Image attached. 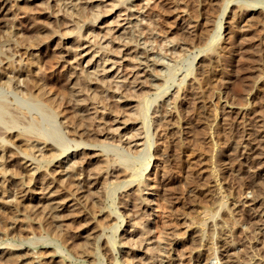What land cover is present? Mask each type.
Wrapping results in <instances>:
<instances>
[{"label":"bare ground","instance_id":"obj_1","mask_svg":"<svg viewBox=\"0 0 264 264\" xmlns=\"http://www.w3.org/2000/svg\"><path fill=\"white\" fill-rule=\"evenodd\" d=\"M23 1L24 3H19V0H0V222L6 224L7 210L6 211L4 210L8 208L15 213V216L16 213L22 215L23 217L21 218L19 216V218L24 220L26 219L27 220L26 223H28L31 228L28 227L29 226L28 225L26 227L27 231L24 233V235H21L22 233L21 228L23 227H20L18 225L14 226L19 218L12 216L13 213L9 211L12 213L11 221L12 224L14 223L13 225L14 228L12 227V229H9L10 226H8L7 229L5 230L6 232L5 233L3 232L4 236L2 237L0 236V242L6 244V246L0 250L1 251L0 264H19L20 263L19 257L21 253H18L17 252L18 248L15 247L26 243L33 245L34 247H37L39 245L52 244L51 246L52 250L50 249L51 250L50 252L53 251L52 253L56 255L60 254L61 261L66 262L68 258L75 257V262H73L72 260L70 264H104L105 263L104 257L105 259H109L108 257H110L107 255L108 250L112 248L111 251L116 253L115 244L117 243V230L120 227L118 223L121 221V219L124 221L125 214L117 208V204L115 201H113L110 204H107L105 201H103V199L106 200L107 198L112 197V195L115 192H117L119 188H126L124 190L125 193H123L122 195L124 196V198H129L130 196L133 198L132 200L135 201L134 205H136V210L134 212L140 211L145 206L144 203L145 199L149 200L148 198H144L145 196L143 195V191L145 190L147 185L142 187L140 185V180L143 177L144 170H146L149 167L153 156L152 153L153 136L150 130L151 123L153 120L150 116V107L153 104V102L157 100L158 97L164 96L169 91L170 87L172 86L171 85L172 83L170 81L172 77L171 78L169 77L170 79L166 78L165 80L164 79L165 77L162 78L160 77V75H155V77L151 79H161L160 82L153 83L150 80L149 85H145L146 84L145 83L142 86L149 88L145 90L144 88H141V92H139L138 94H136L135 93L136 90L133 89L135 87V84L131 85L133 88L131 90L128 89L129 92H125V91L117 92V89L119 90L121 89L120 88L121 86H119L118 83H115L116 84L115 87L116 89H115L113 88V86L108 85L106 79L100 78L99 80H97L98 75H96V73L98 72L97 69L98 67L96 68L97 70L96 72L95 71L91 72L92 70L89 71V68L91 66L90 67L87 66L86 68L84 66H83L84 68L81 66L83 73L81 72V74H79V77H77V74L74 75L75 71H73V74L72 72L71 74L69 73V75H67L66 77L67 78L66 84L68 82V86H66L64 90L60 89V91H58L59 87L58 89H56L55 88L56 86L52 85L53 80L51 79L50 76L51 73L50 71L52 70V69L50 70L51 67L50 59L51 57L52 58L59 57V61L61 59V61L63 62L64 61L68 62L67 59L64 60V57L66 55H70V50L69 52L68 50H66L67 48L65 46L66 43L65 36L70 34H75L74 37L79 38L78 40L74 38L75 40H77V43L79 42L77 44V46L79 47H81V45L87 41L91 42L92 45H94V47L89 45L87 46V48L83 49L85 50V52H83V50H80L77 54H75V57L79 65L80 64L82 65V62L86 60V58H88L86 60L87 65L90 64L94 65L95 63L94 60L96 59V56L99 51L96 50L95 46H98L99 49H102V54L106 52L107 55L108 53L113 52L114 49L108 47L109 43H111L110 41L108 42V45L102 42L103 40L102 37L104 38V36H107L108 35L107 33H106L107 35L104 36L102 35L100 36V32H98V34L97 33L92 34V37L94 36V40L92 37H90L92 38L91 40L90 38H88L90 33L88 34L85 32L86 25H88L89 23H90L89 25H91V22H96L100 17L101 13L99 12L98 14V12H94L95 10H93L91 11V14L89 13L90 15H88L87 12L86 13L87 16H86L84 13L85 12L84 10L86 9L84 8L86 7V3L89 2L88 0L87 1L85 0L84 2L82 0H52L54 2L53 4L52 3L50 4L49 2L51 6L57 7L56 8L57 15L55 16V18L57 20L58 26L61 24H66L67 26L72 27L70 29L67 28L68 30L65 29V32L62 33L64 36L59 37L61 41H58L56 46L54 45L55 48H53L52 51L50 47L48 48L47 43L51 35H53L54 32L58 33L60 30L58 29V27H55L53 22H48V21L43 22L42 20H40V18L38 19L37 16H35L36 13H34V11H36L37 9H34L33 6L30 5L28 0H23ZM202 1L204 2L203 4L205 10L201 9L202 12L198 11L197 13L199 15L203 14L202 16L206 20L205 21L206 25H203L202 27L195 29L196 31L194 36L195 38L193 41V47L199 48V53H204V54L198 59L196 63L194 61L196 60L197 55L199 53L190 56V58L188 59V63L186 65V74L183 75L182 80H180L181 82L179 81L178 84L180 86L179 92L182 88L184 89L186 88L188 92L187 95L191 97L198 94L199 87H202L204 84L205 85L208 83L211 84L212 83L211 79L216 80L218 78L219 79L235 78L236 80L240 79L239 84H237L238 88L236 90L237 91L236 93L238 94V100L240 102H244L245 101L244 100L245 98L243 97L244 93L247 92L249 93L253 85L252 80L246 81L245 79H256L258 76L264 79V64L262 67L259 66L260 69H258L256 73L251 71V69L253 68L252 65L253 62L255 63L260 61L264 63V33L262 32L263 29L257 31L258 29L257 26H256L257 28L254 26L256 30L253 28V31H242L243 29H241L240 24L243 20L242 17L245 14V12L250 11V13H253L254 15L250 17L251 20L247 21L248 26L251 27L252 25H258V24H263L264 26V0H202ZM80 3H83L85 5H81ZM231 4H232L231 13L229 12L230 13L229 22L231 26L229 27L231 28V31H229L231 33V35L229 34V40H230L229 43L232 46H234V48L232 47L233 49L232 48L229 49L226 45L225 46L222 45L221 48L223 49L221 50L219 49V45L221 44L220 39L222 35L221 30L223 28V19L226 14V11L228 10ZM14 5H16V8L18 7V10L19 9L22 10L25 13V15L28 16V18L30 17L32 18L31 19L33 21L32 25L28 27L26 26L28 30L26 32L22 30L23 28L22 26L21 28L16 24V17L18 16L17 13L19 12L14 13L15 14L14 18H12L13 16L12 17L10 16V14H12L11 9L12 7H14ZM116 5L117 4H115V6ZM196 9H194L193 11L195 12ZM60 11H63L61 16H59ZM54 12L55 11H52V13L50 14L52 15V17L54 16L53 14ZM83 15H85L84 16L86 17L85 19L82 17ZM130 30L129 32H131ZM133 30L134 29H132V32H134ZM132 35L134 34L132 33L131 36ZM125 36L128 37V35ZM120 38H122V36ZM135 38L132 39L134 40ZM255 38L261 40L257 47L252 45L253 40ZM124 40L125 39H123V41ZM132 42L129 44H132ZM139 42H141V40ZM138 43L137 42L133 43L135 44L134 46L135 49L132 51L133 54L132 57L131 55L129 58L126 57V54L127 55L129 54L128 51L130 52L131 50V48L129 50V47L126 48L127 49L126 52L125 49L122 51L123 48L116 47L117 49L115 48L114 50L115 52L117 51V53H115V56L117 55L119 57V55H121V52H125L126 54L123 53L122 55V56L125 55L124 59L127 58L129 61L134 59L133 63L136 60L138 64H144V66H150L152 64L151 62L152 60L155 64H157V62L161 60L160 59L162 58L161 56L160 57L153 56V58L152 56L150 57V51H152L151 50L152 48L151 49L148 48L149 46L148 47L147 46L141 47L140 45L138 46ZM129 44L127 42V45ZM137 47H141V48L137 49ZM238 48L241 49L243 48V49L241 50L240 55L236 56V58H234L235 55H233V53L231 55L227 54L229 52L231 53L232 50ZM50 51L52 52L49 55ZM164 52L166 53V51ZM98 59H102L101 65L103 61H107V58L105 57H100ZM98 61L96 63H98ZM97 65L99 66L100 64ZM229 66L232 68L234 67V69L229 68ZM71 68H75V67H73L72 65ZM144 68L145 67H143L142 69ZM173 69H171V71ZM103 70H105V67ZM227 70L228 72L233 71L232 75H228ZM158 71L159 70H157V73ZM171 71L169 74L174 75L175 72L174 71L171 72ZM161 73L162 72L158 74ZM134 76L135 77H133L134 79L133 81L136 82L137 79H139L138 77L139 72H137L136 75ZM188 77H190L189 83L187 84L186 87L185 86L182 87V83H185ZM194 79H200L198 83L199 85L193 81ZM131 83L133 82L131 81ZM94 84H96L97 87L93 88L92 85ZM257 86H258V90H260L261 88L262 90H264V81H262V83H260V85L258 84ZM217 88L218 86L215 83L214 84L212 83L211 86H209V89H207L208 90L207 95L205 94L204 95L208 97L212 96ZM125 89L126 88H124V90ZM83 90H87V92L88 90H91V92L89 91L90 92L89 95L91 96L85 98L82 97V94L85 92V91L83 92ZM110 91L113 93L112 95H110L111 94ZM258 93L259 92L255 91L252 96V102H253L252 114L254 113V116L246 114V116L247 115L249 116L246 118L242 116L241 118L244 119L239 120L238 124L232 125L231 127L232 129L234 128V133L236 135V136L234 135V137H236V139L238 138L237 139L238 143L244 144V149L246 150V154H245L246 160L249 161L250 166H255L256 164H262V162L264 164L263 161L264 108L258 110L256 107L259 100ZM114 96L116 98L118 96L119 98L116 99L114 98ZM112 97L113 99H115V104L117 103L116 101L122 102L120 103V105H115L120 108L118 107L111 108L112 105L108 101L110 100L109 98L113 100ZM120 98H124V100H121ZM165 98L163 99L164 104L166 103L167 105H169L168 107H170V104L168 103L169 99H165ZM260 99L263 100L264 97ZM133 101L136 102V104L134 103L135 105L132 104ZM261 102L262 101H260V103ZM112 104L114 103L112 102ZM162 105L163 104H160V106ZM193 105L190 104L185 108L186 113H184L185 116L183 117L187 116V119L191 117L190 114L193 112L192 111L193 109L196 110L197 112L198 109L197 106L195 105V103ZM125 106H127V108H129L130 111L127 110L128 112L125 113L124 112ZM100 107L103 109V111L99 110ZM172 107H174V105L171 106V108L165 109V112L168 115H170ZM92 108L95 109V112H93L92 115L99 111L98 116L104 119L103 123L106 125L109 123L117 124L120 122L125 124L124 128L127 130L125 132L126 134L127 133L129 134L127 138L129 139L127 140V143L129 145L128 147H123L122 145L119 146L115 144V142H109V141L104 142L103 140L94 139L92 137L93 129L91 128L90 125L92 120V116H91L92 111L90 112V109ZM210 112L212 113V111ZM215 113H216L215 116L217 117L218 109ZM119 115L123 118L122 120L119 119L120 118ZM236 121H238V119ZM247 125H252L253 127L248 130L246 128ZM107 127L108 126H106L105 128ZM199 128L195 127V129L194 128L193 129L195 130L196 135L200 136V134L202 135L203 131L201 133ZM108 129L110 130L112 129V131L113 130L118 131L120 128L118 126L113 128L112 126H110ZM187 131H185V133ZM98 133H100L99 130L96 134ZM229 133L224 134L223 132L225 137L224 140H222L223 141L222 143L223 144L225 143V145L226 144L229 145L231 141L230 139H232L233 137V135ZM199 136L196 137L198 138ZM186 138H187V140H185V142L187 143V145H185L186 148L193 146L191 145L192 138L191 137H190L191 139H188V137ZM141 140L143 141L141 142ZM189 141L191 142L189 143ZM132 142L134 143L131 145ZM185 142L183 144H185ZM196 142L197 141H195V143ZM238 143L236 142L235 143L236 145L234 144L235 146L233 147L234 148L233 150H237V147H239L240 145ZM81 145L83 146L89 145L90 147L85 148V150L83 149L82 151L83 154H81V152L79 153L77 149L70 150L72 147H79ZM139 146L142 147L139 148ZM109 152H112L114 155V162L117 163L115 165L114 170H116L117 173H116V179L114 181L113 180L106 181V185H105L106 187L103 186L105 187V189L101 191L102 193H100V198L102 199L101 201L102 204H101V202H98L100 198L97 199L98 201H94L93 199V194L95 193V192L93 193L94 190L90 191L91 189H88L89 188L88 181L90 180V178L93 177L92 176L90 177L91 174L89 172L88 173L90 175H88L87 171L89 170H87L86 167L84 166L83 168L81 167V163L84 162L86 164H91L92 162L91 159L93 157L105 155ZM84 153H85V157L82 156L83 158H78L79 156L81 157V155H84ZM112 158L106 157L105 162L107 164L106 166L103 165L104 170L108 171L109 165H111L108 162L112 160ZM235 158H237V156L232 157V159ZM105 162L103 161V164ZM183 166L184 165L182 163V167ZM263 170L255 174L252 173V175L248 180L247 178L246 179L244 178L246 181H244L241 184V188H240L242 190L241 193L242 195L244 194L246 195V192L244 193L245 189L252 188L255 192H257L255 193L256 196L255 194L253 195L254 196L253 199H256L257 197L260 198L262 197L264 193ZM99 171L100 170H98V172ZM136 181H138V183H136ZM122 201L125 202V200H121V202ZM247 201L248 199L245 200V202ZM106 208H108V210H106ZM104 210L108 212L107 215L110 216L113 215L112 217L114 221L113 219H110L106 224L105 221L100 219L99 215L101 212L103 213ZM132 213L131 215L133 216L137 214V213H133V214ZM8 218H10L9 215ZM131 218L128 219L130 222H132L129 223L132 227L134 225H139L138 227L135 226L137 230H139L138 228H144L145 226L144 220L142 221L140 219L139 221H132L133 218L132 219ZM18 224L20 225V223ZM260 224H262V227L264 226V218L261 219ZM0 227H2L1 224ZM29 228L30 230H28ZM146 229L144 231L140 229L142 230L140 231V233L141 232L142 234L147 233ZM263 229L261 230L263 231ZM108 230L109 231L111 230V234H107ZM131 232L133 231L131 230ZM144 238L148 239L149 237L147 236ZM4 239H9V242H4ZM109 245H111V247ZM214 250L216 251V249ZM263 254L261 251L258 252L257 250H255L253 256L251 257V259L256 258L253 261V263L264 264ZM39 256H40V252H39ZM78 259H80L79 263H77ZM228 259L230 260V258ZM114 260L115 261L113 260L109 261L110 263L108 262V264H114L119 259L118 257H115ZM207 263H209V261Z\"/></svg>","mask_w":264,"mask_h":264},{"label":"rangeland","instance_id":"obj_2","mask_svg":"<svg viewBox=\"0 0 264 264\" xmlns=\"http://www.w3.org/2000/svg\"><path fill=\"white\" fill-rule=\"evenodd\" d=\"M82 1L84 2L85 0ZM88 1L89 2L86 3V7L84 8L86 10L83 9L85 11L84 12L85 15L87 12L88 15H90L91 11L93 10H95L94 12H98V14L99 12L101 13L100 17L96 22H91V25H89L90 23L86 25L85 32L88 34L90 33L91 35V36L89 35L88 38L92 37V34L95 33L98 34V32H100V36L101 35L104 36L108 34L107 36H104V38L102 37L103 39L102 42L106 43L107 45L109 41L111 42L109 43L108 47L114 50L116 47L123 48L122 51L125 49V52L127 51L126 49L127 47H129V50L131 48V50L130 52L128 51L129 53L128 55L125 52H121V55L118 54L119 55L118 57L117 55L115 56V53H117V51L115 52L113 50L112 53L110 52L106 55V52L102 54V49H99L98 46H95L96 50L100 51V52L98 51L96 59L94 60L95 63L99 60L98 63L96 64L94 63V65L91 64L87 65L86 60L88 58H86V60L82 62V65L81 64L79 65L75 57V54H77L80 50L87 48V46L89 45H91L92 47H94V45H92L91 42L87 41L84 42L81 45V47H79L77 46V44L79 43V42L77 43V40L79 38L74 37L75 34H70L65 36V40H66L65 46L67 48L66 50H68V52L70 50V55H66L64 57V60L67 59L68 62L65 61L63 62L61 61V59L59 61V57H53L55 60L52 57L51 59L49 58L51 61L50 70L52 69L50 71L51 72L50 76L51 79L53 80L52 85L56 86L55 87L56 89H58L59 87L58 91H60V89L64 90L66 86H68V82L66 84L67 81L66 77L67 75H69V73L71 74L72 72L73 74V71H75L76 73L74 72V75L77 74V77H79V74H81V72L83 73L81 66L82 67L84 66L85 68L87 66L89 67L91 66L89 68V71L92 70L91 72L93 71L96 72L97 71L96 68L98 67L97 68L98 72L96 73V75H98L97 80H99L100 78H104L107 80L108 85L113 86V88L116 87L115 83H118V85L121 86L120 88L122 90L117 89V92L119 91L129 92V90L133 88L131 85L135 84V87L133 89H135L136 90L135 93L138 94L139 92H141V88H144V90L149 88L142 86L145 83H146L145 85H149L150 80L153 83L160 82L161 79H151L154 78L155 75H160V77L162 78L165 77L164 78L165 80L166 78L170 79L172 77L170 79L172 86L170 87L169 91L164 96L158 97L157 100H155L150 107V116L153 120L150 128L151 134L153 136V145H152L153 156L149 167L146 170H144L143 177L140 180V185L142 187L146 185L148 187V188L146 187L145 190L143 191V195L145 196L143 197L148 198L149 200L145 199L144 202L145 206L140 211L134 212L136 210V205H134L135 201L132 200L133 198L131 196L129 197L130 199L124 198V196L122 195L123 193H125L124 190L126 188H119L117 192H115L112 195V197H109L106 200L103 199V201H105L107 204H110L113 201H115L117 204V208L125 214L124 221L121 219V221L118 223L120 227L117 230V243L115 244L116 253L111 251L112 248L108 250L107 255L110 256L108 257L110 260L105 259L104 257V262H105L104 264H108V262L112 260L115 261L114 260L115 257H118L119 260L114 264H217V263L218 264H254L253 261L256 258L251 259V257L253 256L255 250H257L258 252L261 251L262 254L264 253L263 251L264 226L262 227V224H260L261 219L264 218V193L261 198L257 197L258 199L257 198L253 199L254 197L253 195L257 192H255L252 188H247L244 190V193L246 192V195L245 194L242 195L241 194L242 190L240 188H241V184L244 181H246L245 180L246 178L248 180L252 175V173L255 174L262 171L264 169V164L262 162V164H256L255 166H250L249 161L246 160V155H245L246 150L244 149V144L238 143L237 140L238 138L236 139V137H234L235 135L234 128L232 129L231 127L232 125L238 124L239 120H243L244 118H241L242 116H244L245 118L248 117L249 115L254 116V113L252 114V105H253L252 96L255 91L259 92L258 97L259 100L262 101L260 103V101L258 100L259 104L257 103L258 106L256 105L257 109L261 110V108L262 109L264 108L263 106L264 99L263 100L260 99L264 97V90H262V88L258 90V86H257L258 84L260 85V83H262L264 79H262L260 76H258L256 79H245L246 81L252 80L253 85L249 93L248 92L244 93L243 95V97L245 98L244 102H240L238 100V94L236 93L237 92L236 90L238 88L237 84H239L240 79L236 80L235 78H224V79L218 78L216 79L217 81L211 79V82L213 84L215 83L218 86V88L215 90L214 94L210 97L205 95H207V91H208L207 89H209V86H211L212 83L211 84L208 83L206 85L204 84L202 87H199L198 94L195 96H191V97L188 96L187 95L188 92L186 88L185 89L182 88L179 92L180 86L178 84L179 81L182 80L183 75L186 74V65L188 63V59L190 58V56L199 53V48L193 47V41L195 38L194 37L196 31L195 29H198L203 25H206L205 23L206 20L202 16L203 14L199 15L197 13L198 11L202 12V10H205L203 4L204 2L202 0H129V1L128 0L126 1L125 0H88ZM28 2L30 3L31 6H33L34 9H37L36 11H34L33 9V11L34 13H36L35 16H37L38 19L40 18V20H42L43 22L46 21L53 22L55 27H58V29L60 30L58 33L54 32L53 35H51V37L49 38V41L47 43L48 48L50 47L53 51V48H55L57 42L61 41L59 37L64 36L62 33L65 32V29L68 30L72 27H69L66 24H61L58 26L57 20L55 18V16L57 15L56 12L57 7H53L50 5L51 3L52 4L54 3L52 0L50 1L28 0ZM19 3H24V1L19 0ZM80 4L85 5L83 3ZM115 4L117 5L115 6ZM231 6L232 4L226 11V14L223 19V28L221 30L222 35L220 39L221 44L219 45V49L221 50L223 49L221 48L222 45L223 46L226 45L229 49H231L232 47L234 48V46H232L229 43L230 41L229 34L231 35V33L229 32L231 31V28H229L231 27L229 22L230 20L229 15L231 13V8H232ZM194 9L197 10V11L195 10L196 13L193 11ZM11 10H12L11 11L12 14H10V16L11 17L13 16L12 18H14L15 16L14 13L19 12L17 13L18 16L16 17V24L19 27L22 26L23 28L22 27L21 28L23 31L25 32L28 31L27 27L32 25L33 22L31 20L32 18L31 17L28 18V16H26L22 10L20 9L18 10V7L16 8V5H14V7H12ZM52 11H55L53 13L54 14L53 17L52 15H50ZM62 13L63 11H60L59 16H61ZM194 13L197 15H195ZM85 15L82 16L84 19L86 18L84 17ZM253 15L254 14L250 13V11L245 12V14L242 17L243 20L240 24L241 29H243L242 31H253L254 26L255 27L257 26L258 27L257 31L263 29L262 32L264 33L263 24L252 25L251 27L248 26L247 21L251 20L250 17H252ZM131 25L133 26V28ZM131 28L134 29L133 30L134 32H132ZM256 28L254 29L256 30ZM124 29L128 31H125ZM129 30L131 32H129ZM132 33L134 35L131 36ZM142 34L145 35L143 36ZM125 35H128V37ZM137 35L138 36L140 35L139 38ZM121 36L122 38H120ZM135 37H137L138 39ZM74 38L77 40H75ZM92 38L94 40V36ZM92 38L90 39L92 40ZM132 38H135L137 41L135 39L133 40ZM123 39L125 40L123 41ZM138 40L139 41L141 40V42H139ZM260 41H261L260 39L255 38L253 40V43L252 42L251 43L253 46L257 47ZM123 42L124 43L126 42L125 43L126 45ZM127 42L128 44L132 42V44L127 45ZM136 42L137 43L139 42L138 46L139 45L141 47L149 46L148 48L150 49L152 48L151 49L152 51H150V57L152 56L153 58V56L155 57L161 56L162 58H160L161 60H159L160 63L155 60L157 62V64H155L152 60L151 62L153 65L151 64L150 66H144V64H138L136 60L133 63L134 59L129 61L126 57L129 58L130 55L132 57L133 55L132 51L135 49L134 47L135 44L133 43ZM141 47H137V49ZM242 49L238 48L232 50L231 53L229 52L230 54L229 53L227 54L231 55L233 53V55H235L234 58H236V56L240 55ZM52 51L49 52V55ZM164 51H166V53ZM83 52H85V50H83ZM123 53L126 54L125 57L126 59H124L125 55L122 56ZM203 54L204 53H199L194 62L196 63ZM100 57L107 58V61H103L104 64L102 63V65H101L102 59H98ZM253 63H252L253 68L251 69V71L254 73H256L258 69H260L259 66L262 67L264 64L263 62L260 61L255 62L254 64ZM97 64H100L99 65L100 68ZM72 65L75 68H71ZM104 67L105 70H103ZM143 67L145 68L142 69ZM229 68L232 67L229 66ZM171 69L173 70L171 71ZM232 69H234V67ZM157 70H159L158 73L160 72L162 73L158 74ZM169 70L171 72L174 71L175 76L173 74L170 75ZM137 72H139V76H138L139 79H137V81L134 82L133 77H135L134 75H136ZM227 73L228 75H232L233 71L228 72L227 70ZM189 78L190 77L186 79L185 83H182V87L187 86V84L190 81ZM130 80L133 83H131ZM193 81L198 84L200 79H194ZM94 85H92L93 88L97 87L96 84ZM124 88L126 89L124 90ZM89 91L91 92V90H88V92ZM83 92L84 93L82 94V97L85 98L91 96L89 95L90 92L88 93L87 90H83ZM112 94L113 93L111 92L110 95ZM114 98L116 97L114 96ZM118 98L119 97L117 96L116 99ZM164 98L169 99L168 103L170 104V107H168L169 105H167L166 103L164 104L163 102ZM109 99L110 100L107 101L112 105L111 108L112 107L116 108L118 106L115 105H120V103H122L120 101H116L117 103L115 104V99H113V97H112L113 100H111V98ZM120 99L124 100V98H120ZM112 102L114 104H112ZM134 103L136 104L135 101L132 102V104ZM189 103L192 105L195 103L198 109L197 112L196 110L193 109L192 110L193 112L190 114L191 117L187 119V116L186 117L183 116H185L184 114L186 113L185 108L188 105H190ZM160 104L163 105L160 106ZM173 105L174 107H172L171 113L170 115H168L165 112V109L171 108V106ZM217 109H218V115L216 117L215 112L217 111ZM99 110L103 111L101 107L99 108ZM127 110L130 111V109L127 108V106H125L124 112L125 113L128 112ZM210 111H212V113ZM90 112L92 116L90 125L91 128L93 129L92 133L94 135L92 134V137L94 139H100L103 140L104 142L106 141L115 142V144L119 146L122 145L123 147L129 146L127 143V140H129L127 139L129 134L128 133L126 134L125 132L127 131L124 128L125 124L120 122L117 124L109 123L106 125L103 123L104 119L98 116L99 111L92 115V113L95 112V109L92 108L90 109ZM246 114L249 115L246 116ZM119 117L120 120L123 119L120 115ZM237 119L238 121H236ZM105 125L108 127L105 128L106 127ZM94 126L96 127V129ZM110 126H112V128L118 126L120 129L118 131H114V130L112 131V129L111 130L108 129ZM194 126L196 128L200 127L199 130L201 131V133L203 131L202 133L203 136L201 134L200 136L196 135ZM252 127H253L252 125L246 126L248 130L251 129ZM189 129L190 130L193 129V130H191L190 132ZM98 130L100 133L96 134ZM185 131L187 132L185 133ZM223 132L224 134L230 132L229 134L233 135L232 139H230L231 141L229 145L228 144L225 145V143L224 144L222 143L223 142L222 140H224L225 137ZM196 136L199 137L197 138ZM186 137H188V139L194 138L193 140L191 139L192 142L189 141V143L191 142V145L193 146L186 148L185 146L187 145V143L185 142V140H187ZM194 140L197 141L198 143L197 142L195 143ZM142 141L143 140H141V142ZM235 141L238 144H240L239 147H237V150H233L234 149L233 147L236 145ZM184 142L185 144H183ZM133 143L134 142H132L131 145ZM87 147L89 148L90 146L81 145L79 147H72L70 150L77 149L79 153L81 152V154H83L82 153L83 149L85 150V148ZM140 147L142 146H139V148ZM233 155L237 156V158L232 159V157H234ZM82 156L85 157V153L84 155H81V157L79 156L78 158H83ZM106 157L109 158L113 157L112 160L108 162L109 164H111L109 165L108 171L103 169L104 167L103 165L106 166L107 164L105 162ZM91 161H92L91 164H86L84 162L83 163L80 162V163L82 168L84 166L87 168V170H89L87 171V173L89 172L91 175L89 173L88 175H90V177L91 176L93 177L90 178L89 180L91 182L88 181L89 184L88 189H91L90 191L94 190L93 193L94 192L95 193L94 194L92 193L93 199L94 201H98L97 199L100 198V193H102L101 191H103L106 187L105 186L106 181H112V180L114 181L116 179L117 172L114 169L117 163L114 162V155L112 152H109L105 155L93 157ZM103 161L105 162L104 164ZM182 163L184 165L183 167H182ZM98 170L100 171L98 172ZM92 180L94 183L92 182ZM198 181L200 184L198 183ZM136 183H138V181H136ZM96 191L98 192L99 196L97 195ZM100 199L98 202L102 201V199L101 200ZM244 199L245 200L248 199V201L245 202ZM121 200H125V202L124 201L121 202ZM106 210H108V208H106ZM106 210H104L105 212L103 211V213L101 212L99 217L107 224V222L110 219H113L112 217L113 215L111 216L107 215L108 212H106ZM4 211H6L7 213V214L5 213L7 215V221L6 224L0 222L1 226L5 227V228L0 227V230L2 231V232L0 231L1 232L0 236L1 237L4 236V233L6 232L5 230L7 229L8 226H10L9 229H12V227L14 228V226L16 225L23 227L21 228L22 229L21 235H24V233L27 231L26 227L29 225L28 223H26L27 220L20 219L19 216L21 218L23 216L20 215L19 213H16L15 216V213L8 208H6ZM9 211L13 213L12 216L18 217L20 219V220L18 219L15 225L14 223L12 224L11 221L12 213ZM132 212L137 214L133 216L131 215ZM8 215L10 218H8ZM130 215L131 217L133 216L132 217L133 219L130 217ZM128 218H131L132 221H139L140 219L142 221L144 220V224H145L144 228L148 227L147 229L145 228L147 233L144 234H142V232L140 233V231L142 230L144 231L145 229L138 228L139 230H137L136 227H138L139 225H134L132 227L129 224L132 222H130ZM22 220L24 223L22 222ZM18 223H20V225ZM28 227H30V225ZM30 228L28 230H30ZM260 228L263 229V231ZM131 230L133 232H131ZM107 234H111V230L110 231L108 230ZM147 236L149 237L148 239L144 238ZM127 240L130 241L128 242ZM140 240L142 243L140 242ZM4 242H9V239H4ZM5 246L6 244L0 242V250L3 249ZM51 246L52 244L39 245L37 247H34L33 245H30L28 243L16 246L15 248H18L17 252L21 253L19 257V262H20L19 264H70L72 260L73 262H75V257L68 258L66 262L61 261L60 254L56 255L52 253L53 251L50 252L52 250ZM109 246L111 247V245ZM214 249H216V251ZM39 252H40V256H39ZM228 258L232 260L230 261ZM79 261L80 259H78L77 263H79ZM208 261L209 263H207Z\"/></svg>","mask_w":264,"mask_h":264}]
</instances>
